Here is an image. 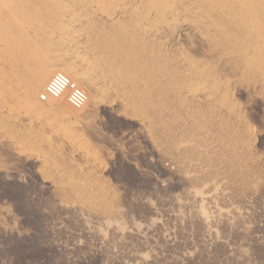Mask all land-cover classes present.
I'll list each match as a JSON object with an SVG mask.
<instances>
[{
    "label": "rangeland",
    "instance_id": "rangeland-1",
    "mask_svg": "<svg viewBox=\"0 0 264 264\" xmlns=\"http://www.w3.org/2000/svg\"><path fill=\"white\" fill-rule=\"evenodd\" d=\"M53 26L45 35L35 25L25 29L40 47L38 62L64 59L89 70L85 26L65 24V34ZM176 38L184 55L230 83L238 117L200 137L201 153L181 161L91 67L92 82L76 84L96 89L93 101L60 119L22 122L51 149L0 132V264H264V87L213 58L195 34ZM204 87L196 82L197 92Z\"/></svg>",
    "mask_w": 264,
    "mask_h": 264
},
{
    "label": "bare ground",
    "instance_id": "bare-ground-1",
    "mask_svg": "<svg viewBox=\"0 0 264 264\" xmlns=\"http://www.w3.org/2000/svg\"><path fill=\"white\" fill-rule=\"evenodd\" d=\"M72 23L85 26L90 33L87 44L79 43L89 70H79L61 58L58 63L48 62L50 59L39 63L40 47L30 44L25 29L35 25L39 34L45 35L48 26L54 25L65 34L63 27ZM187 32L198 36L213 58L264 87V0H0V132L24 141L25 146L51 149L52 144L32 138L33 126L22 129V122L70 116L76 111L65 94L41 104L37 92L54 71L63 72L79 85L89 84L87 71L98 66L103 71L100 82L113 97L142 111L148 128L160 135L167 148L176 150L181 161L192 160L201 153L200 137L210 139L214 130H225V120L238 116L229 105L230 83L218 81L209 65L184 55L183 47L174 43ZM197 81L206 83L199 92ZM86 91L89 104L97 96L96 89ZM242 128L241 133L246 130L245 125ZM78 191L81 194L82 190Z\"/></svg>",
    "mask_w": 264,
    "mask_h": 264
},
{
    "label": "built area",
    "instance_id": "built-area-1",
    "mask_svg": "<svg viewBox=\"0 0 264 264\" xmlns=\"http://www.w3.org/2000/svg\"><path fill=\"white\" fill-rule=\"evenodd\" d=\"M64 94L67 102L75 109L82 108L87 102L85 91L60 71H56L49 78L42 91L38 93V100L46 102L50 98L57 99Z\"/></svg>",
    "mask_w": 264,
    "mask_h": 264
}]
</instances>
